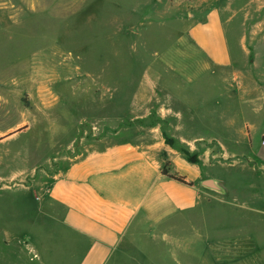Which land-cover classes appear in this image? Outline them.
Returning <instances> with one entry per match:
<instances>
[{
  "label": "rangeland",
  "instance_id": "obj_1",
  "mask_svg": "<svg viewBox=\"0 0 264 264\" xmlns=\"http://www.w3.org/2000/svg\"><path fill=\"white\" fill-rule=\"evenodd\" d=\"M223 2L211 1L198 12L187 0H0V131L17 132L0 142V187L12 183L5 181L7 177L23 183L45 176L44 171L51 177L61 147L70 154V146L82 141L96 145L102 138L105 142L158 140L163 146L159 170L164 167L179 175L181 167L177 168L168 153L181 155L192 168L189 180L201 174L195 183L208 198L169 219L170 247L160 239L152 246L142 239V252L152 250L158 257H165L169 248L170 255H180L179 245L188 240L189 258H133L135 264L244 261L233 256L230 242L254 228L246 223V214H235L228 202L234 182L250 180L252 169H259L254 156L262 148L264 133V92L260 88L264 0H231L228 6ZM213 5L221 7L237 60L235 36L257 34L253 49L258 50L254 56L258 68L246 73L247 79L256 80L253 95L237 92L235 83H226L212 69L201 70L202 55L187 44L188 28ZM179 36L187 44L184 55L175 51ZM245 43L248 46L250 38ZM170 59L175 70L166 65ZM183 65L187 69L181 71ZM244 67L239 65L242 72H246ZM173 79L179 87L173 84L168 92L183 100L181 104L177 99L168 102L164 87ZM135 96L142 109L136 107ZM159 107H169L182 116L186 135L220 138L223 148L216 140L181 142L172 132L173 120L157 117ZM244 120L250 127V144L239 131ZM48 159L50 163H44ZM10 192L0 190V227L4 229L24 222L17 220L22 203H14ZM220 196L226 201L219 202ZM233 222L242 224V230L232 229ZM165 230L164 221L159 231ZM254 232L264 237L262 231ZM127 259L123 260H131Z\"/></svg>",
  "mask_w": 264,
  "mask_h": 264
},
{
  "label": "crops",
  "instance_id": "obj_2",
  "mask_svg": "<svg viewBox=\"0 0 264 264\" xmlns=\"http://www.w3.org/2000/svg\"><path fill=\"white\" fill-rule=\"evenodd\" d=\"M187 1L188 5L200 12L202 6L216 0ZM223 3L228 6L231 0ZM214 6L206 11L203 18L195 19L190 25L187 44L202 55L201 70L212 69L226 83H235L237 92L253 95L256 80L247 79L246 73L258 68L254 60L258 50L253 49L257 34L252 32L248 36H235L237 60L225 31L227 21H223L221 7ZM188 16L196 17L192 13H188ZM261 35L263 41L260 49L264 50V31ZM247 38H250L249 48L245 43ZM176 39L175 46L179 48L175 51L184 55L186 52L182 49L187 47L186 41L181 36ZM165 62L168 69L175 70L171 59ZM244 64L246 72L239 69V65ZM260 65L263 82L260 88L264 92V62ZM182 67L181 71L187 69L185 65ZM175 83L177 81L174 79L169 80V85L163 87L168 102L177 99L181 104L183 100L170 96L168 92L169 86ZM175 86L179 87L178 84ZM251 86L254 87L253 91ZM201 101L204 103L205 99ZM134 103L138 109L143 108L137 96ZM161 107L157 117L173 120L172 132L178 135L181 142L188 145L191 139L216 140L223 148L224 142L220 138L186 135L185 127L180 122L182 116L169 107ZM249 128L244 120L239 131L250 144ZM16 133L0 131V142H5ZM100 141L96 145L83 141L80 145H72L70 154L66 153L65 147L59 151L57 149L59 154L53 160L57 164L51 177L44 171L45 176L32 177L26 183L12 177L5 178L7 183H12L0 187V190L11 189L12 201L22 203L20 217L17 216V209L14 215L24 222L6 229L0 227V264H135L133 258H189L191 249L188 240L183 239L179 245L180 255H170L169 248L165 257H158L152 250L142 252V239L150 241L151 246L152 242L156 244L160 239L170 247L169 219L175 213L188 211L207 201V193L195 183L201 174H195V178L189 180L192 170L190 163L179 154L168 153L177 168L181 167L179 176L193 184L186 185L163 175L158 168L159 150L163 146L159 145L158 140L148 143L135 139L105 142L102 138ZM254 157L259 169H252L250 180L234 182L236 186L231 188L228 202L235 214L245 213L246 223H251L254 228L253 232L247 231L240 239L236 236L230 242L234 249L233 256L245 258L244 261L237 260V264H264V237L254 232L256 229L264 234V185L260 184L264 183V148ZM44 163L49 164L50 159ZM225 201L221 197L219 202ZM253 218H258L259 222H252ZM164 221L166 230L159 231ZM241 226L233 222L230 227L242 230ZM124 258L131 260L124 261Z\"/></svg>",
  "mask_w": 264,
  "mask_h": 264
},
{
  "label": "trees",
  "instance_id": "obj_3",
  "mask_svg": "<svg viewBox=\"0 0 264 264\" xmlns=\"http://www.w3.org/2000/svg\"><path fill=\"white\" fill-rule=\"evenodd\" d=\"M169 143H171V140L169 141ZM187 154V153H186ZM190 158H188V160H189ZM191 160V159H190ZM162 174L163 175H166L168 178H170V179H173V180H176V181H178V182H180V183H183V184H186V185H192L191 184V182H187L186 180H185V178L184 177H182V176H179V175H176V174H170L169 172H168V170H167V168H162Z\"/></svg>",
  "mask_w": 264,
  "mask_h": 264
},
{
  "label": "built area",
  "instance_id": "obj_4",
  "mask_svg": "<svg viewBox=\"0 0 264 264\" xmlns=\"http://www.w3.org/2000/svg\"><path fill=\"white\" fill-rule=\"evenodd\" d=\"M260 145L264 148V135H262L260 138Z\"/></svg>",
  "mask_w": 264,
  "mask_h": 264
}]
</instances>
